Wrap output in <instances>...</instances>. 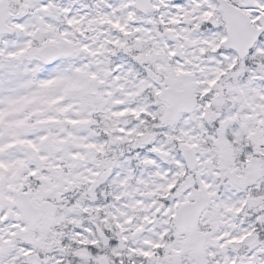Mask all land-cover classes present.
<instances>
[{"label": "snow or ice", "instance_id": "obj_1", "mask_svg": "<svg viewBox=\"0 0 264 264\" xmlns=\"http://www.w3.org/2000/svg\"><path fill=\"white\" fill-rule=\"evenodd\" d=\"M0 264H264V0H0Z\"/></svg>", "mask_w": 264, "mask_h": 264}]
</instances>
